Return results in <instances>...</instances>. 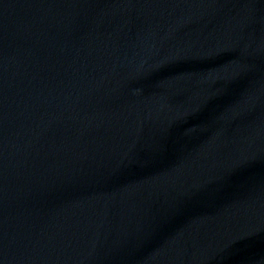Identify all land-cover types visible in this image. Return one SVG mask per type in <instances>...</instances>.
<instances>
[{
  "label": "water",
  "instance_id": "obj_1",
  "mask_svg": "<svg viewBox=\"0 0 264 264\" xmlns=\"http://www.w3.org/2000/svg\"><path fill=\"white\" fill-rule=\"evenodd\" d=\"M0 264H264V0H0Z\"/></svg>",
  "mask_w": 264,
  "mask_h": 264
}]
</instances>
